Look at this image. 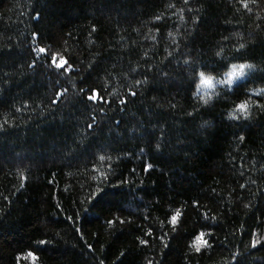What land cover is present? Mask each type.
I'll return each instance as SVG.
<instances>
[{
	"label": "trees",
	"instance_id": "obj_1",
	"mask_svg": "<svg viewBox=\"0 0 264 264\" xmlns=\"http://www.w3.org/2000/svg\"><path fill=\"white\" fill-rule=\"evenodd\" d=\"M0 264H264V0H0Z\"/></svg>",
	"mask_w": 264,
	"mask_h": 264
},
{
	"label": "rangeland",
	"instance_id": "obj_2",
	"mask_svg": "<svg viewBox=\"0 0 264 264\" xmlns=\"http://www.w3.org/2000/svg\"><path fill=\"white\" fill-rule=\"evenodd\" d=\"M250 66L248 64H234L230 69L219 78V80H214L206 76H200L198 91L205 92L213 88L214 84L220 83L232 87L238 81L243 80L247 77Z\"/></svg>",
	"mask_w": 264,
	"mask_h": 264
}]
</instances>
